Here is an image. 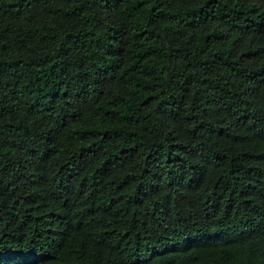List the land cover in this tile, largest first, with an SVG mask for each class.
<instances>
[{
	"label": "trees",
	"instance_id": "16d2710c",
	"mask_svg": "<svg viewBox=\"0 0 264 264\" xmlns=\"http://www.w3.org/2000/svg\"><path fill=\"white\" fill-rule=\"evenodd\" d=\"M0 264H264V0H0Z\"/></svg>",
	"mask_w": 264,
	"mask_h": 264
}]
</instances>
